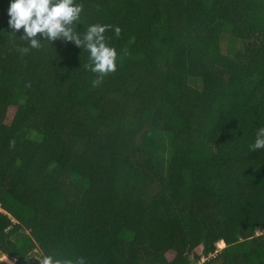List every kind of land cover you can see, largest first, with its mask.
<instances>
[{"label":"trees","instance_id":"trees-1","mask_svg":"<svg viewBox=\"0 0 264 264\" xmlns=\"http://www.w3.org/2000/svg\"><path fill=\"white\" fill-rule=\"evenodd\" d=\"M81 2L99 80L71 42L19 51L0 0V257L264 264V0Z\"/></svg>","mask_w":264,"mask_h":264},{"label":"clouds","instance_id":"clouds-1","mask_svg":"<svg viewBox=\"0 0 264 264\" xmlns=\"http://www.w3.org/2000/svg\"><path fill=\"white\" fill-rule=\"evenodd\" d=\"M83 10L81 0H9L7 26L11 31L7 33L14 40L23 42L17 46L23 53L39 50L45 42L51 45L54 41L71 42L79 49L82 46L88 54L86 68L99 80L116 70L118 53L105 35L109 25L94 23L89 24L86 31L78 29V25L82 26ZM21 29L17 38L16 33ZM112 31L118 36L120 28L115 26ZM250 148L264 149V126L256 129ZM38 262L86 264L84 257L64 258L52 252L40 255Z\"/></svg>","mask_w":264,"mask_h":264},{"label":"rangeland","instance_id":"rangeland-1","mask_svg":"<svg viewBox=\"0 0 264 264\" xmlns=\"http://www.w3.org/2000/svg\"><path fill=\"white\" fill-rule=\"evenodd\" d=\"M14 112H15V107H8V109L6 111V122H9L11 120ZM256 235L257 236L260 235V231L259 230H257ZM221 244H223V243H217V245H216L217 250H220V249L223 248V247L220 246ZM195 253L196 254L200 253V250L197 248L196 251H195ZM192 255H193V253H192ZM166 257L168 259H171L172 258V254L171 253H167L166 254ZM192 259H193V257H190L189 256V260L192 261ZM0 261H3L6 264H12V261H10L8 258H6L4 256L3 257H0Z\"/></svg>","mask_w":264,"mask_h":264}]
</instances>
